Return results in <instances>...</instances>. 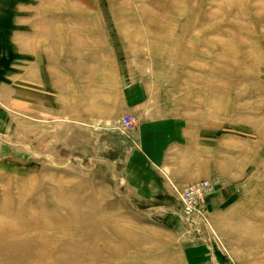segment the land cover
Masks as SVG:
<instances>
[{
	"label": "rangeland",
	"instance_id": "rangeland-1",
	"mask_svg": "<svg viewBox=\"0 0 264 264\" xmlns=\"http://www.w3.org/2000/svg\"><path fill=\"white\" fill-rule=\"evenodd\" d=\"M154 241L264 264V0H0V264Z\"/></svg>",
	"mask_w": 264,
	"mask_h": 264
},
{
	"label": "crops",
	"instance_id": "crops-1",
	"mask_svg": "<svg viewBox=\"0 0 264 264\" xmlns=\"http://www.w3.org/2000/svg\"><path fill=\"white\" fill-rule=\"evenodd\" d=\"M156 119L160 120V124L170 123L173 126L174 125L173 123H178L179 125H182L179 119L174 118L172 116H170V117H157ZM182 131H181V133L178 134V136H180L182 134L180 138L184 137L183 139H176L177 136L169 135L167 137V139L165 140V141L168 140L169 143L174 146L173 148H175L176 152L182 154V155H177L176 157L174 156V158H178L179 156L182 157L183 154H184V158H186L188 156L187 154H188V151L190 148L189 149L185 148V150H184V148H180L181 150L177 149L178 145L179 146L182 145V142L184 139L186 140L187 145L188 144L190 146L194 145V143L192 144L190 137L186 138V136H183ZM211 151H212V153H214L213 149ZM214 156H215V154H214ZM159 158L164 159L165 161H163V162H165V164L167 166V159L171 158V157L167 153L165 155L160 154ZM188 159H191V163H189V164L192 166L193 165V162H192L193 158L192 157L191 158L187 157L186 159L183 160L184 166H189V164L187 162ZM211 159L213 160V158H211ZM146 160L150 163V165L153 168H155L156 171L160 170L159 168H160V165L162 164L161 162H160V164L156 165L152 160L150 161L148 158ZM188 180L190 181V179H187V181ZM191 180H193V179H191ZM152 196H153V194L148 195V197H152ZM157 243L155 241L150 242L149 246L151 245L150 253L152 254V256L150 257V262H157L158 264L162 263L161 260H162V256H164V255H166L167 257L170 258V260H169L170 264L174 263L173 260L175 257H182L181 260L186 262V263L188 262V264H207V263L215 264L216 262H224L225 257H226L225 255L219 253V251H217L216 249L215 250L213 249L212 253H210V252L204 250L203 248H199L196 246L191 247V246H188L186 244H185V246H183L182 244H179L178 246L176 244L175 245L173 244V245H170L169 247L166 246V248H163V247L159 246V244H157ZM164 250H166V251H164ZM143 261L147 262V258H144Z\"/></svg>",
	"mask_w": 264,
	"mask_h": 264
},
{
	"label": "built area",
	"instance_id": "built-area-1",
	"mask_svg": "<svg viewBox=\"0 0 264 264\" xmlns=\"http://www.w3.org/2000/svg\"><path fill=\"white\" fill-rule=\"evenodd\" d=\"M129 121L132 120L126 121L127 126L131 124ZM207 186L206 182H199L182 191L181 203L186 214L199 215L201 213L202 195Z\"/></svg>",
	"mask_w": 264,
	"mask_h": 264
}]
</instances>
